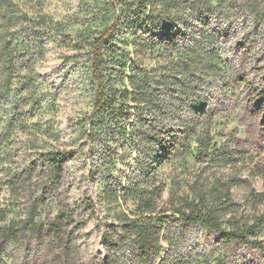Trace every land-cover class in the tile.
<instances>
[{"label": "clouds", "instance_id": "obj_1", "mask_svg": "<svg viewBox=\"0 0 264 264\" xmlns=\"http://www.w3.org/2000/svg\"><path fill=\"white\" fill-rule=\"evenodd\" d=\"M0 264H264V0H0Z\"/></svg>", "mask_w": 264, "mask_h": 264}, {"label": "rangeland", "instance_id": "obj_2", "mask_svg": "<svg viewBox=\"0 0 264 264\" xmlns=\"http://www.w3.org/2000/svg\"><path fill=\"white\" fill-rule=\"evenodd\" d=\"M134 103V102H133Z\"/></svg>", "mask_w": 264, "mask_h": 264}]
</instances>
